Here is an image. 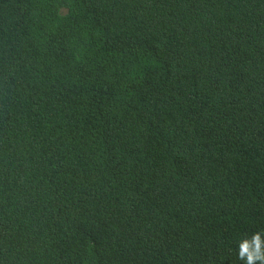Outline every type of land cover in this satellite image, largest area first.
<instances>
[{"label":"trees","instance_id":"1","mask_svg":"<svg viewBox=\"0 0 264 264\" xmlns=\"http://www.w3.org/2000/svg\"><path fill=\"white\" fill-rule=\"evenodd\" d=\"M264 231V0H0V264H244Z\"/></svg>","mask_w":264,"mask_h":264},{"label":"clouds","instance_id":"2","mask_svg":"<svg viewBox=\"0 0 264 264\" xmlns=\"http://www.w3.org/2000/svg\"><path fill=\"white\" fill-rule=\"evenodd\" d=\"M238 258L244 261V264H264V231H258L240 240Z\"/></svg>","mask_w":264,"mask_h":264}]
</instances>
